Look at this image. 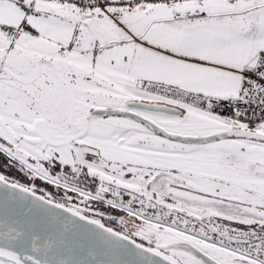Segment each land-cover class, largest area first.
<instances>
[{
	"label": "snow or ice",
	"instance_id": "6c2138e0",
	"mask_svg": "<svg viewBox=\"0 0 264 264\" xmlns=\"http://www.w3.org/2000/svg\"><path fill=\"white\" fill-rule=\"evenodd\" d=\"M0 264H264V0H0Z\"/></svg>",
	"mask_w": 264,
	"mask_h": 264
}]
</instances>
